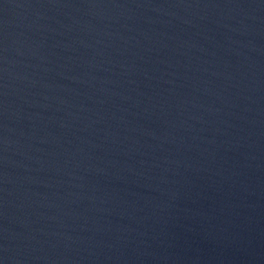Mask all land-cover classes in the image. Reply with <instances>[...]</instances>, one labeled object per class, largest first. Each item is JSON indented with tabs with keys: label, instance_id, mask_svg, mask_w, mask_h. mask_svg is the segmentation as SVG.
Masks as SVG:
<instances>
[{
	"label": "water",
	"instance_id": "obj_1",
	"mask_svg": "<svg viewBox=\"0 0 264 264\" xmlns=\"http://www.w3.org/2000/svg\"><path fill=\"white\" fill-rule=\"evenodd\" d=\"M0 264H264V0H0Z\"/></svg>",
	"mask_w": 264,
	"mask_h": 264
}]
</instances>
